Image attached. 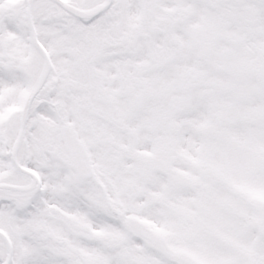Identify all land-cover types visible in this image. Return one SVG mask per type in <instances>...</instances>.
I'll return each instance as SVG.
<instances>
[{
	"label": "snow or ice",
	"instance_id": "6c2138e0",
	"mask_svg": "<svg viewBox=\"0 0 264 264\" xmlns=\"http://www.w3.org/2000/svg\"><path fill=\"white\" fill-rule=\"evenodd\" d=\"M0 264H264V0H0Z\"/></svg>",
	"mask_w": 264,
	"mask_h": 264
}]
</instances>
